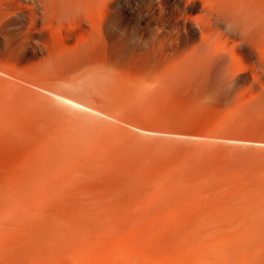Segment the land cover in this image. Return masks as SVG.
Returning <instances> with one entry per match:
<instances>
[{"label": "rangeland", "instance_id": "374dc122", "mask_svg": "<svg viewBox=\"0 0 264 264\" xmlns=\"http://www.w3.org/2000/svg\"><path fill=\"white\" fill-rule=\"evenodd\" d=\"M0 264H264V0H0Z\"/></svg>", "mask_w": 264, "mask_h": 264}, {"label": "bare ground", "instance_id": "6f19581e", "mask_svg": "<svg viewBox=\"0 0 264 264\" xmlns=\"http://www.w3.org/2000/svg\"><path fill=\"white\" fill-rule=\"evenodd\" d=\"M55 94V93H54ZM56 96H57V98H59L60 100H63L64 102H66V103H68V104H70V105H72V106H74V107H77V108H80V109H84V110H86V109H88V112H89V110H91V112L92 111H96V110H94L93 108H91L90 107V105L88 106V104H86V103H84V102H81V101H79V100H76V99H74V98H70V97H68V96H64V95H60V94H55ZM87 111V110H86ZM104 115H107V114H104ZM109 116V115H108ZM110 117H112V116H110ZM145 132V131H144ZM151 132V131H150ZM155 133V132H154ZM167 135V134H166ZM171 135V134H170ZM208 139V138H207ZM210 139V138H209ZM213 139V138H212ZM215 140V139H214ZM216 140H218V139H216ZM236 141V140H235ZM238 142V141H237ZM239 142H240V140H239ZM241 142H243V141H241ZM247 142V141H246ZM249 142H253V141H249ZM248 142V143H249ZM245 143V142H244ZM262 142H258V144H261ZM254 144H256V142L254 143ZM122 248H123V251L125 252V253H128V254H130V252H131V247H130V245H128V243L127 242H125V243H123L122 244ZM251 256V254H247V256H246V259H249V257Z\"/></svg>", "mask_w": 264, "mask_h": 264}]
</instances>
